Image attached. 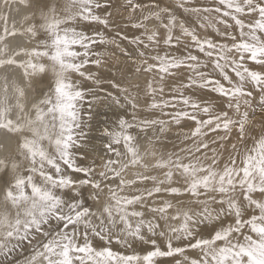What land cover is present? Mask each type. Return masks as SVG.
I'll return each instance as SVG.
<instances>
[{"label": "snow or ice", "instance_id": "6c2138e0", "mask_svg": "<svg viewBox=\"0 0 264 264\" xmlns=\"http://www.w3.org/2000/svg\"><path fill=\"white\" fill-rule=\"evenodd\" d=\"M0 133V264H264V0H0Z\"/></svg>", "mask_w": 264, "mask_h": 264}, {"label": "rangeland", "instance_id": "374dc122", "mask_svg": "<svg viewBox=\"0 0 264 264\" xmlns=\"http://www.w3.org/2000/svg\"><path fill=\"white\" fill-rule=\"evenodd\" d=\"M172 2V0H162V3H171ZM211 2V0H197V3L198 4H201V5H203V4H207V3H210ZM177 13L178 14H180V12H179V10H177ZM192 20H195L196 18L195 17H192L191 18ZM211 29H208V34L207 35H214L213 33H212V31H210ZM128 33H129V35L131 36L133 33H132V30H128ZM210 33V34H209ZM109 35H111V34H109ZM124 46H126L127 47V44H126V42H125V44H124ZM109 51H116L115 49H108ZM117 56L119 57V52L117 51ZM124 58L123 57H120L118 60H119V62L121 61V60H123ZM114 59H112L111 60V62L108 64V65H106V67H105V70H102V72H104V73H102V74H105V75H102L101 74V76H102V78L105 80V83H104V87L105 88H109V84L107 83V81L108 80H111L112 78L110 77V75H111V73L114 71V68L113 67H115V68H118L117 66H119L120 67V65L121 64H119V62H117L116 63V65L114 66ZM111 65H113V66H111ZM113 68V71H112V69H111V67ZM128 63H127V65H125V67H126V72H127V75H132L131 73V68L128 66ZM107 67H109L108 69H107ZM122 67V66H121ZM128 70V71H127ZM105 71H107V72H105ZM111 73H110V72ZM106 73H107V75L109 76V78H111V79H109L108 78V76L106 75ZM107 78H108V80H107ZM133 83H139V84H141V85H143L144 83H145V77H141V76H138L137 78H136V80L133 82ZM111 91H115L114 89H110ZM105 116H108V117H110V118H113L114 119V115H113V111H109L107 108H102V109H100L99 110V114H98V116H97V127H100V126H102L103 124H104V122H105ZM260 121L259 120H256L255 121V123H259ZM3 134V133H2ZM92 135H93V140H92V142H91V145H96V146H98L99 145V143H100V140H99V134H98V132H96L95 130L93 131V133H92ZM1 136L2 135H0V140H1V143H0V150L4 147V142H3V139L5 138V136H3L2 138H1ZM172 139H174V137H171ZM91 145H90V148H89V150L91 151ZM167 146H169V147H171V144H169V145H167ZM85 164H87V163H90V160H88V161H85L84 162ZM113 247H114V249L115 250H118V251H123V249H121V248H119L118 246H116V245H113ZM138 251H143V249H141V248H138L137 249ZM30 253H31V250L30 249H26L25 251H24V253L21 255V256H19V257H17V259H19V260H23L24 259V257L25 256H27V255H30ZM170 260V259H172V258H163V260Z\"/></svg>", "mask_w": 264, "mask_h": 264}, {"label": "bare ground", "instance_id": "6f19581e", "mask_svg": "<svg viewBox=\"0 0 264 264\" xmlns=\"http://www.w3.org/2000/svg\"><path fill=\"white\" fill-rule=\"evenodd\" d=\"M25 12H26V10L25 9H23V7L21 6V13L20 14H14V19L16 20V22H17V27L19 28V27H21L22 26V17H23V15L25 14ZM209 29H211V28H209ZM201 31V34L202 35H207L208 34V30H207V32H204L203 30H200ZM210 31H212V30H210ZM210 34V33H209ZM212 36V35H211ZM26 39V38H25ZM127 47H130V46H128L127 45ZM114 66L116 65V63L117 62H119V60H117V59H114ZM119 64H121L120 65V67L119 66H117L118 68H115V67H113L114 68V71H113V68L111 67V66H113V65H111L110 67H111V69H112V73H111V75H110V77L112 78H109V76L107 75V73H106V75L108 76V78L109 79H111V80H115V81H117V82H120V83H128L129 81H131L132 83L136 80V78L138 77H134V76H132V75H127V72H126V67H125V65H127V62L125 61V59H123V60H121L120 62H119ZM122 66V67H121ZM128 67V66H127ZM109 67H107V69H108ZM103 70H105V68L103 69ZM109 70V69H108ZM128 71V70H127ZM105 72H107V71H105ZM102 73H104V72H102ZM101 73V74H102ZM132 74V73H131ZM102 75H105V74H102ZM142 77V76H141ZM108 78H107V80H108ZM141 86H143V85H141ZM115 90V89H114ZM115 92V91H114ZM257 124V123H256ZM0 135H2L1 136V138L4 136L2 133H0ZM172 139V138H171ZM2 140V139H1ZM1 140H0V143H1ZM3 142H4V147L0 150V156H2V155H4L5 154V151L6 150H11L13 147H14V144H13V142L11 141V140H9V139H7L6 137L3 139ZM145 147H146V145H145ZM169 147V146H168ZM90 151V150H89ZM91 162V161H90ZM173 259V258H172ZM172 259H168V260H166V261H171ZM175 259H180V257H176Z\"/></svg>", "mask_w": 264, "mask_h": 264}]
</instances>
